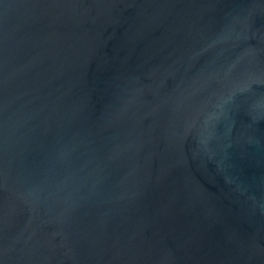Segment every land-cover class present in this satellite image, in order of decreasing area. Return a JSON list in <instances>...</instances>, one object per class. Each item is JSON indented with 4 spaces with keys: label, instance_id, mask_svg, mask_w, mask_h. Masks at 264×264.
Returning <instances> with one entry per match:
<instances>
[{
    "label": "water",
    "instance_id": "water-1",
    "mask_svg": "<svg viewBox=\"0 0 264 264\" xmlns=\"http://www.w3.org/2000/svg\"><path fill=\"white\" fill-rule=\"evenodd\" d=\"M0 264H264V0H0Z\"/></svg>",
    "mask_w": 264,
    "mask_h": 264
}]
</instances>
